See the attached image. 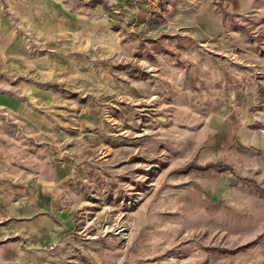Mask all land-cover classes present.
Here are the masks:
<instances>
[{"label":"crops","instance_id":"obj_1","mask_svg":"<svg viewBox=\"0 0 264 264\" xmlns=\"http://www.w3.org/2000/svg\"><path fill=\"white\" fill-rule=\"evenodd\" d=\"M160 2L161 12L149 14L144 0H0V108L41 138L44 133L51 138L52 125L38 121L26 101L32 98L41 102L48 96L42 88L27 83L32 66L35 76L41 77L46 66L52 80L65 74L68 81L89 76L96 67L102 73V92H107L108 86L114 94L123 89L116 83L110 86L117 77L112 71V62H116L110 58L112 54L121 57L123 52L137 55L141 51L144 57L154 55L151 44L162 37L166 55L163 64L179 69L165 70L158 68L162 62L147 61L153 68L152 74L146 75L148 79L175 75L180 79L189 76L192 82L199 77L197 67L201 66L204 77L213 85L225 83L222 90L215 89V96L229 103L207 116H202L201 108L200 113L187 117L178 109L176 121L162 129L179 132L186 125L194 131L189 142L201 165L222 163L232 169L195 171L190 181L180 185L174 210L191 207L196 219L194 224L189 223L187 213L182 216L178 211L172 225H163L167 235L164 240L183 241L195 225L207 229L211 224V231L226 228L232 216L231 233L237 234V229L251 233L264 222V195L255 185L238 178L257 186L264 183V114L246 100L256 91L246 90L251 77L238 73L240 61L233 54L238 47L232 42L233 35L243 37V49H238L246 53L243 56L249 60L248 66L260 65L261 59L255 52L258 40L230 20L243 17L254 22L264 16V0ZM30 38L42 44L50 52L48 56L28 54ZM90 54L100 59L92 61ZM61 68L65 73H60ZM140 73L144 72L137 67L126 75L134 78ZM176 83L173 85L179 87ZM87 126L84 121L79 128L85 130ZM6 127L0 121V264H53L73 227V189L69 181L75 173L42 150L29 155L26 146L19 148L11 160ZM204 145L208 147L204 149Z\"/></svg>","mask_w":264,"mask_h":264},{"label":"rangeland","instance_id":"obj_2","mask_svg":"<svg viewBox=\"0 0 264 264\" xmlns=\"http://www.w3.org/2000/svg\"><path fill=\"white\" fill-rule=\"evenodd\" d=\"M230 22L248 29L247 36L259 42L255 52L261 59L260 65L248 66L249 60L243 56L246 53L238 49H243V37L233 35L232 41L238 46L233 52L240 61L238 73L251 77L246 90L256 91L246 100L264 114V28L260 30L264 27V16L254 22L243 17ZM161 38L151 44L155 51L148 57L141 51L137 55L123 52L121 57L112 54L110 58L116 59L112 71L117 77H113L110 86L116 83L123 89H117L114 94L108 86L107 92H102V73L96 67L91 75L68 81L65 74L52 80L46 66L41 77L35 76L32 66L31 73L26 75L27 83L42 88L48 96L41 102L32 98L26 101L38 121L52 125L51 138L46 137V131L43 138L37 133L36 136L30 126L25 127L18 118L0 108V121L6 123L10 135L11 160L19 148L26 146L29 155L42 150L75 173L69 181L73 189V227L53 264H264V222L259 228H252L251 233L237 229L236 234L231 233L232 216L226 228L211 231V224L207 229L195 225L190 227L185 241L164 240L167 235L163 225L169 222L172 225L178 211L182 216L187 213L188 222L194 224L196 219L191 207L174 210L180 185L190 181L195 171L210 167L232 169L222 163L201 165L189 142L194 131L186 129L185 124L179 132L162 129L163 125L167 127L176 121L178 109H181L179 114L185 112L187 117L194 116L201 108L202 116H207L228 100L215 96V89L222 90L225 83L213 85L204 77L201 66L197 67L199 77L192 82L189 76L180 79L175 75L148 79L153 68L147 61L160 64L166 56ZM28 41L27 51L31 56L45 57L50 53L32 38ZM96 59L100 58L91 55L90 60ZM242 66L249 70L245 72ZM137 67L144 73L134 78L126 75ZM158 68L179 69L163 62ZM61 72L65 73V69L61 68ZM17 81L16 78L15 85ZM152 92L154 95H150ZM84 121L89 128L81 130ZM238 179L255 185L264 195V183L257 186L243 177Z\"/></svg>","mask_w":264,"mask_h":264},{"label":"built area","instance_id":"obj_3","mask_svg":"<svg viewBox=\"0 0 264 264\" xmlns=\"http://www.w3.org/2000/svg\"><path fill=\"white\" fill-rule=\"evenodd\" d=\"M148 4V9L150 14L161 12V2L160 0H144Z\"/></svg>","mask_w":264,"mask_h":264}]
</instances>
